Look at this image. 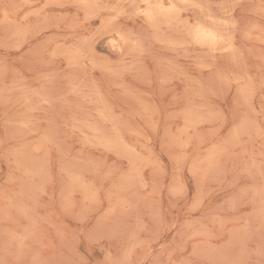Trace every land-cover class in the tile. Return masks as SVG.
Instances as JSON below:
<instances>
[{
  "label": "rangeland",
  "instance_id": "rangeland-1",
  "mask_svg": "<svg viewBox=\"0 0 264 264\" xmlns=\"http://www.w3.org/2000/svg\"><path fill=\"white\" fill-rule=\"evenodd\" d=\"M94 2L0 0V257L12 259L24 248L29 260L37 253L45 260L86 258L87 242L71 238L78 222L73 211L91 169L101 165L139 171L148 191L158 180L187 195L191 182V201L165 198L159 225L151 220L152 197L130 209L126 235L113 251L138 240L133 259H166L187 239L182 225L192 206L191 219L202 231L207 212L216 214V227L203 235L201 259L258 264L264 259L259 168L251 167V148L247 156L226 149L231 126L215 120L223 106L208 93L227 97L240 123L235 81L245 73L255 77L264 62V6L260 0H194L201 8L184 18L223 21L217 26L227 31L217 29L234 37L232 50L157 45L140 66L113 74L109 64L118 57L103 30L109 16L88 7ZM167 36L182 39L175 31ZM201 95L209 108H200ZM81 152L86 163L76 159Z\"/></svg>",
  "mask_w": 264,
  "mask_h": 264
},
{
  "label": "clouds",
  "instance_id": "clouds-1",
  "mask_svg": "<svg viewBox=\"0 0 264 264\" xmlns=\"http://www.w3.org/2000/svg\"><path fill=\"white\" fill-rule=\"evenodd\" d=\"M165 2L175 5L176 11L169 17L158 16L151 22L138 11L145 4V0H115L114 3L95 0L88 5L93 9L107 12L109 18L115 17L110 23L103 24L104 34L109 38V43L113 46L112 51L118 57V63L109 64L113 74H118L122 69L140 66L142 58H146L155 51L157 45L181 49H186L192 44L206 45L198 43L192 34L193 26L201 25V23H190L184 18V14L189 9L198 7L186 5L185 0H165ZM193 3H195L194 0ZM260 3L264 6V0H260ZM125 20L131 22V27ZM212 23L213 25L224 24L223 21H212ZM171 31H175L182 39L179 42L172 41L167 36V33ZM210 31L218 33L214 30ZM220 36L225 38L223 35ZM225 42H230V37L225 38ZM147 78L151 79V76L148 75ZM235 84L237 86L235 105L241 115L239 124L235 123L236 110L229 106L227 97H221L211 91L208 95L215 96V102L223 106L221 111L214 113L215 120L222 121L225 128L231 126L228 139L225 141L226 149L239 150V154L244 156L249 155L250 148L252 150L251 167L259 168L262 181L256 195L259 200V219L264 226V62L258 68V75L252 77L245 73V76L236 80ZM200 98L202 100L200 108L202 110L209 108L207 97L201 95ZM256 156L260 158L258 164L255 160ZM76 159L79 163L87 162L83 152L79 153ZM91 176V180L83 186V199L78 206H74L73 215L78 222L71 237L73 240L82 239L87 242L90 251L86 253V258L74 253L71 259L45 260L37 258L39 255L37 253V256L29 260L26 258L24 248H21L11 253L12 259L0 257V264H238L234 260L200 258L205 249L203 235L205 231H211L216 227V214L211 210L207 212V223L202 226V231L191 219L192 206L186 207L188 218L182 225L187 239L178 245L173 253H169L166 259H133V250L140 249L138 240H133L131 247L126 251H113L114 243L126 235V225L123 221L130 209H138L142 201L152 197L151 220L155 225H159L160 210L165 198L177 203L191 201V182L188 181L189 190L185 195L182 191H176L172 184L158 180H154L151 191H148L149 184L145 182L139 171L105 170L103 166L96 165L91 169ZM4 196L7 197L6 192ZM156 196H159V200L155 199ZM200 212L201 215H205L204 209ZM136 223L139 226V217H136ZM146 227L147 225H144L137 230L141 232ZM189 244L192 245L191 251H188ZM4 252L6 255L9 254L7 247ZM258 264H264V259H261Z\"/></svg>",
  "mask_w": 264,
  "mask_h": 264
},
{
  "label": "snow or ice",
  "instance_id": "snow-or-ice-1",
  "mask_svg": "<svg viewBox=\"0 0 264 264\" xmlns=\"http://www.w3.org/2000/svg\"><path fill=\"white\" fill-rule=\"evenodd\" d=\"M186 5L190 7H200L199 4L193 3V0H185ZM139 13L142 14L148 21H153L158 16H171L175 11V5H170L165 0H145V4L138 9ZM115 17L108 18L106 23H110ZM193 37L201 44H206L211 49L215 50L218 45L228 44L225 51L231 50L230 42H225V38L220 36L218 33L210 31L200 24L193 26ZM176 191H182V188H175Z\"/></svg>",
  "mask_w": 264,
  "mask_h": 264
},
{
  "label": "bare ground",
  "instance_id": "bare-ground-1",
  "mask_svg": "<svg viewBox=\"0 0 264 264\" xmlns=\"http://www.w3.org/2000/svg\"><path fill=\"white\" fill-rule=\"evenodd\" d=\"M207 1V0H206ZM221 1V0H220ZM221 3V2H220ZM222 3H223V5H224V3L225 2H223L222 1ZM222 5V4H221ZM206 7V6H205ZM223 7V6H222ZM221 7V8H222ZM225 7V6H224ZM224 7H223V10H224ZM230 7V6H229ZM201 8V7H200ZM208 8V7H207ZM210 8V7H209ZM205 9V8H204ZM230 9V8H229ZM200 10V9H199ZM203 10V9H202ZM210 10H211V8H210ZM231 10V9H230ZM190 11V10H189ZM206 10H204V12H205ZM225 11H226V9H225ZM207 12V11H206ZM212 12V11H211ZM229 12V11H228ZM228 12H226V13H228ZM205 14V13H204ZM207 14H208V12H207ZM218 14V13H217ZM198 15V14H197ZM219 15V14H218ZM217 15V16H218ZM212 17L213 15H207V17ZM222 16H224V15H222ZM202 17V16H201ZM205 17H206V15H205ZM205 17H204V19H205ZM219 17V16H218ZM195 19V18H194ZM200 19V18H199ZM202 19V18H201ZM213 18H211V19H206V20H204L203 22L202 21H196V22H199V23H201V25L203 26V27H205V28H208V29H210V30H214V31H217L218 32V34H220V35H222V33H224V32H220V31H224L225 29H222V30H220V26H221V24H220V28L217 26L216 28L214 27V25L211 23L213 20H212ZM214 19H216V18H214ZM218 19V18H217ZM223 19H225V17L223 18ZM196 20H198L197 18H196ZM221 20V19H220ZM230 20V19H229ZM214 21H216V20H214ZM218 21V20H217ZM225 21H226V19H225ZM232 21V20H231ZM195 22V21H194ZM193 22V23H194ZM228 23H229V21H228ZM225 25V24H224ZM223 25V26H224ZM236 27V26H235ZM217 28H219V30L217 29ZM231 28V27H230ZM229 28V29H230ZM234 29V28H233ZM231 30V29H230ZM229 30V31H230ZM226 31H227V29H226ZM228 33V32H227ZM227 33H224L223 34V36H225V34H227ZM228 34H230V36H228L227 35V37H226V39L228 38V37H231V33H228ZM233 36V35H232ZM231 39V38H230ZM231 40H234V37H233V39H231ZM230 40V46H231V50L233 49V43H232V41ZM194 45V44H193ZM198 45H200V44H198ZM201 47H203V48H207V51L209 50V52L208 53H211L210 51H212V52H217L218 50H224L225 48H227L228 47V44H222V45H218L217 47H216V49L215 50H213V49H211L210 47H208L207 45H200ZM236 46V45H235ZM206 51V52H207ZM230 51V50H229ZM219 52V51H218ZM221 53V52H220ZM225 53H227V52H225ZM229 53H231V52H229ZM206 54V53H205ZM211 54H213V53H211ZM216 54V53H215ZM217 55V54H216ZM212 56V55H211ZM222 56V55H221ZM212 58V57H211Z\"/></svg>",
  "mask_w": 264,
  "mask_h": 264
}]
</instances>
